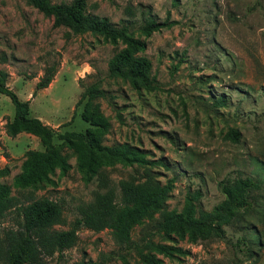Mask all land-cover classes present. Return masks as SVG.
<instances>
[{
  "label": "rangeland",
  "instance_id": "rangeland-1",
  "mask_svg": "<svg viewBox=\"0 0 264 264\" xmlns=\"http://www.w3.org/2000/svg\"><path fill=\"white\" fill-rule=\"evenodd\" d=\"M87 10L117 25L128 24L136 35L144 15L172 23L152 32L143 51L158 90H136L108 77V61L121 45L55 26L52 16L26 0H0V71L7 73L6 84L21 100H29L31 116L63 132L88 127L80 116L82 106L75 105L85 86L98 83L106 90L99 101L111 122L105 143L129 141L165 164L155 165L153 171L162 183L173 180L169 209L180 211L187 195L198 192V208L210 210L224 197L218 182L226 176L258 180V214L242 230L226 226L227 240L192 241L157 233L150 237L178 249L171 254L150 250L165 264H250L252 260L240 253L238 260L233 242L241 235L253 239L257 230L264 241V224L258 222L264 210V0H87ZM50 66L56 68L52 81L36 89ZM13 114L10 98L0 93V182L7 184L20 172L25 152L43 148L33 135L6 134L5 124ZM232 130L239 134L236 142L229 134ZM70 163L65 175L57 169L51 174L53 183L36 190L37 197L62 204L66 224L57 225L59 229L69 228L79 207L104 190L97 180L83 179L74 156ZM130 170L121 164L108 168L109 185L116 187ZM157 217L156 212L136 224L132 239L142 243ZM13 224L12 212L0 221V228ZM78 236L75 246L62 256L46 257L43 264L89 259L145 264L136 250L121 249L109 229L80 228ZM253 240L262 258L264 248H257V236Z\"/></svg>",
  "mask_w": 264,
  "mask_h": 264
},
{
  "label": "trees",
  "instance_id": "trees-1",
  "mask_svg": "<svg viewBox=\"0 0 264 264\" xmlns=\"http://www.w3.org/2000/svg\"><path fill=\"white\" fill-rule=\"evenodd\" d=\"M29 4L53 17L55 26H65L73 33H91L113 45H121L108 61V77L120 79L136 90H158L159 84L152 75L150 59L143 54L146 39L152 32L171 25L168 20L157 21L144 15L136 35L128 24L117 25L109 18L87 10V0L53 2L52 0H26ZM56 68L50 66L36 83V89L45 88L52 81ZM7 73L0 71V93L8 96L14 106L11 120L5 124V132L16 136L21 132L38 137L43 148L25 152L21 170L10 184L0 182V221L14 213V224L0 228V264H43L46 257L62 256L64 251L78 243V231L109 229L115 243L126 252L136 250L145 264H165L151 249L171 254L174 246L155 243L151 234L168 237L175 234L192 241L198 239L227 240L226 226L243 224L257 213L256 191L261 183L251 176L238 174L226 176L218 182L223 199L210 210L198 208L199 193L187 195L183 208L178 211L167 207L173 189V180L165 183L153 171L155 165L165 164L150 159L139 146L129 142L105 143L111 129L109 118L103 113L99 99L106 97V90L98 83L84 87L75 108L82 106L80 116L89 125L84 131L59 132L39 117L30 115L29 100H21L6 84ZM233 141L239 134L232 130ZM70 150V153L65 150ZM75 157L76 170L87 182L97 180L103 191H96L94 200L79 207L67 229L62 204L48 197H37L36 190L44 183H53L51 174L57 169L65 175L71 168L70 158ZM121 164L130 167L126 178L116 187L109 185L107 169ZM13 189L15 194H13ZM158 213L154 230L142 237V243L132 239L134 226L145 217ZM264 224V210L258 221ZM251 223V222H249ZM257 248H264L262 232L257 230ZM253 238V239H254ZM233 242L235 254L257 264L259 251L254 240L241 235ZM253 240V241H251ZM146 249H149L145 252ZM125 262V256H121ZM241 261V260H240ZM73 264H102L100 261L80 260Z\"/></svg>",
  "mask_w": 264,
  "mask_h": 264
},
{
  "label": "crops",
  "instance_id": "crops-1",
  "mask_svg": "<svg viewBox=\"0 0 264 264\" xmlns=\"http://www.w3.org/2000/svg\"><path fill=\"white\" fill-rule=\"evenodd\" d=\"M21 133H23V132H21ZM257 264H264V256L262 258H260V260H259V262Z\"/></svg>",
  "mask_w": 264,
  "mask_h": 264
}]
</instances>
